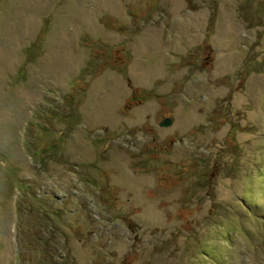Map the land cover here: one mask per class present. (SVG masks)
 <instances>
[{"label": "rangeland", "instance_id": "1", "mask_svg": "<svg viewBox=\"0 0 264 264\" xmlns=\"http://www.w3.org/2000/svg\"><path fill=\"white\" fill-rule=\"evenodd\" d=\"M0 264H264V0H0Z\"/></svg>", "mask_w": 264, "mask_h": 264}, {"label": "water", "instance_id": "2", "mask_svg": "<svg viewBox=\"0 0 264 264\" xmlns=\"http://www.w3.org/2000/svg\"><path fill=\"white\" fill-rule=\"evenodd\" d=\"M173 122L174 120L171 117L164 118L163 121L159 123V126L163 128H169L173 125Z\"/></svg>", "mask_w": 264, "mask_h": 264}, {"label": "flooded vegetation", "instance_id": "3", "mask_svg": "<svg viewBox=\"0 0 264 264\" xmlns=\"http://www.w3.org/2000/svg\"><path fill=\"white\" fill-rule=\"evenodd\" d=\"M134 98H136V95L134 94V96H133ZM139 103V102H138Z\"/></svg>", "mask_w": 264, "mask_h": 264}]
</instances>
